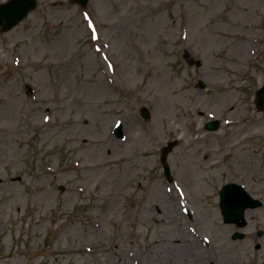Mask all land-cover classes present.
Returning a JSON list of instances; mask_svg holds the SVG:
<instances>
[{"label":"rangeland","instance_id":"374dc122","mask_svg":"<svg viewBox=\"0 0 264 264\" xmlns=\"http://www.w3.org/2000/svg\"><path fill=\"white\" fill-rule=\"evenodd\" d=\"M262 84L264 0H38L0 35V264H264Z\"/></svg>","mask_w":264,"mask_h":264},{"label":"bare ground","instance_id":"6f19581e","mask_svg":"<svg viewBox=\"0 0 264 264\" xmlns=\"http://www.w3.org/2000/svg\"><path fill=\"white\" fill-rule=\"evenodd\" d=\"M264 130V128H263ZM235 192H230V194H233ZM229 196V195H228ZM232 200L238 204H241L244 201V198L241 194H237L232 196ZM175 246L179 249V250H184V249H191V250H195L198 252H201L203 254V249L201 247V245H199L198 241H196L194 244L190 245V242L187 239L182 238L180 240V242L177 243V245L173 244V247L175 248ZM209 257H204V258H199L198 260L200 262H203L204 260H207Z\"/></svg>","mask_w":264,"mask_h":264},{"label":"water","instance_id":"95a60500","mask_svg":"<svg viewBox=\"0 0 264 264\" xmlns=\"http://www.w3.org/2000/svg\"><path fill=\"white\" fill-rule=\"evenodd\" d=\"M76 1L85 2L86 0H76ZM0 15L6 16V14L3 11H0ZM263 93H264V90H260L258 92V103H259V105H261V107H264V102H263V100H261V95ZM243 208H244V206H242V208H241V206H233V207H231V209H233L235 211H238L240 209V211L238 212V214L236 212V213H232L231 215L236 216V218L242 217L243 216Z\"/></svg>","mask_w":264,"mask_h":264}]
</instances>
